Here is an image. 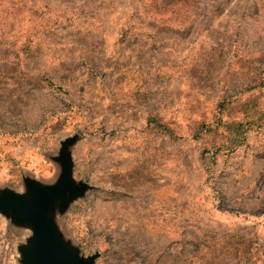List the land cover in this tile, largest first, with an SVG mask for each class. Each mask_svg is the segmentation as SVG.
Returning <instances> with one entry per match:
<instances>
[{
    "label": "rangeland",
    "instance_id": "rangeland-1",
    "mask_svg": "<svg viewBox=\"0 0 264 264\" xmlns=\"http://www.w3.org/2000/svg\"><path fill=\"white\" fill-rule=\"evenodd\" d=\"M64 143L93 264H264V0H0V194ZM32 235L0 212V264Z\"/></svg>",
    "mask_w": 264,
    "mask_h": 264
},
{
    "label": "water",
    "instance_id": "water-1",
    "mask_svg": "<svg viewBox=\"0 0 264 264\" xmlns=\"http://www.w3.org/2000/svg\"><path fill=\"white\" fill-rule=\"evenodd\" d=\"M63 173L54 185L37 180H26L27 192L5 189L0 194V212L12 216L19 224L29 226L33 235L20 246L23 264H93L94 257L86 258L62 240L52 214L59 203L63 208L68 198L80 193L73 184L70 155L64 143Z\"/></svg>",
    "mask_w": 264,
    "mask_h": 264
},
{
    "label": "trees",
    "instance_id": "trees-1",
    "mask_svg": "<svg viewBox=\"0 0 264 264\" xmlns=\"http://www.w3.org/2000/svg\"><path fill=\"white\" fill-rule=\"evenodd\" d=\"M238 133H239L241 136L243 135L242 127H240V129L238 130Z\"/></svg>",
    "mask_w": 264,
    "mask_h": 264
}]
</instances>
